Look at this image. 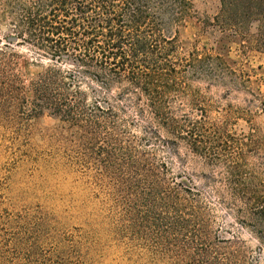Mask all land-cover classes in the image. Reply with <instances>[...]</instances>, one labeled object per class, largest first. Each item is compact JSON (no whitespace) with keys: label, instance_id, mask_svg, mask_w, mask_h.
<instances>
[{"label":"trees","instance_id":"1","mask_svg":"<svg viewBox=\"0 0 264 264\" xmlns=\"http://www.w3.org/2000/svg\"><path fill=\"white\" fill-rule=\"evenodd\" d=\"M193 1L8 0L0 6V21L17 46L32 48L37 63L47 66L31 83L33 112L47 111L77 129L82 160H95L120 187L119 193L136 197V203L171 207L179 215L189 205L194 219L193 204L203 193L195 185L185 188L166 181L172 163L155 160L160 147L183 146L205 172L203 187L264 251L263 141L252 134L235 138L225 123L189 120V110L203 103L193 83L236 90L247 83V76L219 56L198 51L180 55L178 29ZM219 1L215 27L242 39L256 24L255 45L264 51V0ZM7 50L4 46L0 55ZM2 67L0 59V93H8L11 104H26ZM129 117L145 118L148 127L139 141L149 151L137 153L132 138L122 142ZM126 207L128 216L130 200ZM14 226L19 224L10 215L0 217V264H20L25 243L14 234Z\"/></svg>","mask_w":264,"mask_h":264},{"label":"rangeland","instance_id":"2","mask_svg":"<svg viewBox=\"0 0 264 264\" xmlns=\"http://www.w3.org/2000/svg\"><path fill=\"white\" fill-rule=\"evenodd\" d=\"M7 1L0 0V6ZM219 9V0L193 1V10L178 29L179 53L219 56L247 76V83L237 90L193 83L203 103L189 110V120L225 123L226 132L235 138L252 134L264 143V51L255 45L257 25L242 39L233 36L215 27ZM5 24L0 21V49L9 47L0 55L2 68L27 102L11 104L8 93H0V217L10 215L19 224L13 228L25 243L20 264H264V251L203 187L205 172L183 146L160 147L155 160L172 163L166 181L185 188L195 185L203 193L193 204L194 219L189 205L179 215L171 207L136 203V197L119 193V183L117 189L95 160L83 161L77 129L47 111L33 112L31 83L47 66L37 63L32 48L17 46V39L9 43L14 37L10 30L5 32ZM129 122L122 142L132 138L137 153L149 151L139 141L148 127L145 118L129 117ZM128 200L133 209L127 216Z\"/></svg>","mask_w":264,"mask_h":264},{"label":"water","instance_id":"3","mask_svg":"<svg viewBox=\"0 0 264 264\" xmlns=\"http://www.w3.org/2000/svg\"><path fill=\"white\" fill-rule=\"evenodd\" d=\"M8 42H9V43H16L17 40H16L15 38H9V39H8Z\"/></svg>","mask_w":264,"mask_h":264}]
</instances>
